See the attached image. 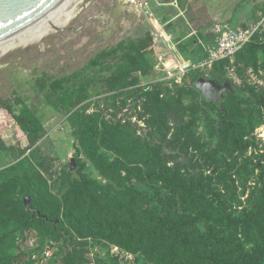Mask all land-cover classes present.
I'll use <instances>...</instances> for the list:
<instances>
[{
    "label": "rangeland",
    "instance_id": "1",
    "mask_svg": "<svg viewBox=\"0 0 264 264\" xmlns=\"http://www.w3.org/2000/svg\"><path fill=\"white\" fill-rule=\"evenodd\" d=\"M152 8L156 18L153 23L123 0L73 3L69 8L73 15L63 25H50L44 35L0 52V99L14 104V113L33 111L43 124L41 139L25 155L32 158L39 182L62 203L66 198L74 201L70 196L77 175L110 192L118 185L116 175L99 168L88 156L84 142L74 136L79 124L83 131L95 132L93 140L104 159L139 168L147 175L141 181L138 170L130 175L129 184L143 191L152 187L160 198L165 197L167 186L154 181L156 176L149 173L160 169L169 156L168 166L186 165L191 174L199 172L207 178L204 191L209 197L223 195L220 201H225L227 212L242 218L264 193V52L258 53L256 65L248 60L250 47H246L233 61L212 70L175 72L179 71L178 61L199 62L207 55L209 47L204 43H215L214 27L219 22L237 27L261 23L259 39L264 41V0H152ZM151 29L160 37V44H172L171 48L166 46L167 52L156 57L157 48L151 47L145 53L156 63L152 72L146 75L136 68L121 84L113 85L118 67L128 62L143 63L134 48ZM174 37H184L183 42L188 41L190 48L195 40L200 48L187 55ZM161 55L168 65H160ZM205 76L225 77L238 87L230 92L224 105L249 130L245 139L250 145L242 154L233 145L224 115L195 86ZM134 80L137 84H128ZM159 88L158 100L155 95ZM79 90L80 95L74 96ZM72 96L74 100L68 102ZM122 99L127 104L122 105ZM0 129L13 135L11 115L1 106ZM117 130L125 132L132 144L125 152L126 158L120 155L124 144L115 145L112 138ZM22 141L27 146L32 138ZM16 144L13 137L0 141V169L15 161ZM138 145L144 146V152L136 157ZM130 152L133 156L128 155ZM73 158L75 176L70 168ZM234 161L238 163L233 168L225 165ZM231 178L235 180L232 184ZM90 215L92 211L87 209L86 216ZM58 226L67 229L68 234L63 230L44 235L55 242L53 264H154L144 254L111 240L82 235L65 213ZM36 233L43 235L33 228L15 235L16 241L20 238L17 250L23 249L27 235ZM67 235H71V245Z\"/></svg>",
    "mask_w": 264,
    "mask_h": 264
},
{
    "label": "trees",
    "instance_id": "2",
    "mask_svg": "<svg viewBox=\"0 0 264 264\" xmlns=\"http://www.w3.org/2000/svg\"><path fill=\"white\" fill-rule=\"evenodd\" d=\"M259 32L236 54L250 47L248 60L254 65L258 62V53L264 52V41H260ZM160 43L155 30L151 29L147 37L134 48L136 57L144 59L143 63L134 65L128 62L118 67L113 85L121 84L128 73L136 68L149 75L156 63L149 60L145 52L151 47L157 48V57L163 52L160 47L165 46ZM226 62L221 61L214 67ZM215 79L221 82L228 78ZM137 82L134 80L128 84ZM160 90L155 95L158 100ZM80 93L81 90L74 96ZM230 94L229 91L220 104L210 102L224 115L227 132L231 135L234 147L242 154L250 145L245 139L249 130L237 114H232L225 107L224 102ZM74 96L68 102L74 100ZM121 104H127V100L122 99ZM13 105L0 99V106L8 110L14 126L11 136L0 129V141H9L13 137L17 143L15 161L0 169V264H33L21 248L17 250L16 242L20 238L16 241L15 235L33 228L43 234L35 235L46 243L51 239L44 235L59 234L63 230L64 234H68L67 229L58 228L62 213L67 215L70 224L76 226L82 235L111 240L129 251L144 254L154 264H264V193L244 217L234 216L227 212L225 201H220L223 195L211 198L204 191L207 178L199 172L191 174L186 165L176 168L168 166L167 162L171 159L166 156L167 162L161 164L160 169L149 173L156 176L154 181L168 188L165 197L160 198L152 187L149 191H143L137 185L129 184L132 173L139 170L138 178L141 181L147 179V175L139 168L104 159L93 140L95 132L83 131L81 125L76 124L74 136L84 142L88 156L99 168L116 175L118 185L110 192L97 182L77 175L72 180L70 196L74 197V201L70 202L66 198L62 203L46 191L44 183L39 182L32 158L25 155L41 139L43 124L29 109L14 113ZM29 137L32 138L31 143L24 146L23 138ZM113 137L115 145L124 144V151L120 155L126 158L125 152L132 146L127 134L117 130ZM104 138L108 139L107 136ZM138 146L136 157L144 152V146ZM128 155L133 156V152ZM236 161L225 165L233 168L238 163ZM193 163H196L195 159ZM232 182L235 180L231 178L229 183ZM27 195L31 196V205L38 212L30 211L25 206L24 198ZM87 209L92 211L90 218L86 216ZM67 239L71 245V235H67Z\"/></svg>",
    "mask_w": 264,
    "mask_h": 264
},
{
    "label": "built area",
    "instance_id": "3",
    "mask_svg": "<svg viewBox=\"0 0 264 264\" xmlns=\"http://www.w3.org/2000/svg\"><path fill=\"white\" fill-rule=\"evenodd\" d=\"M123 1L132 3L149 22L153 23V21L156 20L155 13L152 8V0ZM260 26L261 23L248 27H237L230 22L217 23L214 27L216 46L209 51L206 57L202 58L197 63L189 64V67L186 62L178 61L177 68L179 69V71H176L175 73L184 74L189 70L195 71L198 69L212 70L214 66L221 61H233L236 54L246 44L250 43L255 34L259 32ZM171 45L172 44H167L166 46H169V48H171ZM159 61L160 65L167 64L163 55L159 57ZM22 246V251L27 255L28 260L33 262V264H53L55 254L57 252L54 246V242L50 241L43 243V241H41V239L37 235L30 234L25 237Z\"/></svg>",
    "mask_w": 264,
    "mask_h": 264
},
{
    "label": "water",
    "instance_id": "4",
    "mask_svg": "<svg viewBox=\"0 0 264 264\" xmlns=\"http://www.w3.org/2000/svg\"><path fill=\"white\" fill-rule=\"evenodd\" d=\"M72 0H0V42L28 30L36 25L50 20L61 13ZM191 64V63H189ZM195 86L202 91L204 97L214 103L225 99L227 92H236L237 85L232 80L219 83L217 80L205 77L199 78ZM75 159L70 163L74 168ZM31 196L24 198L28 210L38 212L31 205Z\"/></svg>",
    "mask_w": 264,
    "mask_h": 264
},
{
    "label": "bare ground",
    "instance_id": "5",
    "mask_svg": "<svg viewBox=\"0 0 264 264\" xmlns=\"http://www.w3.org/2000/svg\"><path fill=\"white\" fill-rule=\"evenodd\" d=\"M78 1L79 0H72L71 3L61 13L51 18L50 20L45 21L39 25H36L28 30H25L19 34H16L10 38L1 41L0 52H4L15 47L16 45H18V43H20V41H23L25 39H30L34 36L39 37L44 35L49 29L50 25L52 26L53 24H62L70 17H72V10H69V8L72 6L73 3H78Z\"/></svg>",
    "mask_w": 264,
    "mask_h": 264
},
{
    "label": "crops",
    "instance_id": "6",
    "mask_svg": "<svg viewBox=\"0 0 264 264\" xmlns=\"http://www.w3.org/2000/svg\"><path fill=\"white\" fill-rule=\"evenodd\" d=\"M184 38V37H183ZM183 38H181L180 40L179 39H177L176 37H174V39L178 42V45H179V47H182V51L183 52H186L187 53V55H190L192 52H195L197 49H199L200 48V46H199V44H195V40L194 41H191L192 43H194L193 45H196V47H194L193 49H192V47H193V45H192V47L190 48V44H188V41H186V42H183ZM214 40H215V43H214V41H211V42H206L205 41V45L207 46V47H209V50H208V52H207V55H208V53H209V51L211 50V49H213L215 46H216V37L214 36ZM210 41V40H209ZM191 43V44H192ZM183 44H185V45H187V47L186 48H183ZM165 45V44H164ZM198 46V47H197ZM179 47L177 46V52L179 53ZM160 49H162V51L163 52H161V53H165V52H167V47H166V45L162 48V47H160ZM207 55H205L204 57H206ZM203 57V58H204ZM197 61H189L188 63H186V64H188L189 65V63H196Z\"/></svg>",
    "mask_w": 264,
    "mask_h": 264
},
{
    "label": "flooded vegetation",
    "instance_id": "7",
    "mask_svg": "<svg viewBox=\"0 0 264 264\" xmlns=\"http://www.w3.org/2000/svg\"><path fill=\"white\" fill-rule=\"evenodd\" d=\"M116 1H117V0H116ZM205 78H207V77H205ZM208 78H209V77H208ZM209 79H213V78H211V77H210ZM214 80H216V79H214ZM227 80H229V79H227ZM217 81H218V80H217ZM225 81H226V80H224V81H221V82H220V81H218V82H219V83H224ZM228 92H229V91H228ZM228 92H227V93H228ZM216 104H220V102H219V103H216Z\"/></svg>",
    "mask_w": 264,
    "mask_h": 264
}]
</instances>
